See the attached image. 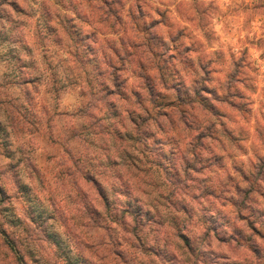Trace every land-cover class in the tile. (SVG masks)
Segmentation results:
<instances>
[{
	"label": "clouds",
	"instance_id": "9594fccd",
	"mask_svg": "<svg viewBox=\"0 0 264 264\" xmlns=\"http://www.w3.org/2000/svg\"><path fill=\"white\" fill-rule=\"evenodd\" d=\"M0 264H264V0H0Z\"/></svg>",
	"mask_w": 264,
	"mask_h": 264
}]
</instances>
